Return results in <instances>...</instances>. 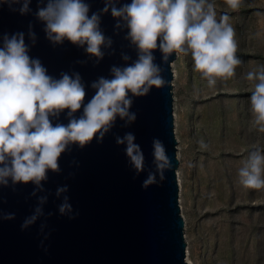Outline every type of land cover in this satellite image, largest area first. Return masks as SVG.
<instances>
[{
  "label": "clouds",
  "instance_id": "9594fccd",
  "mask_svg": "<svg viewBox=\"0 0 264 264\" xmlns=\"http://www.w3.org/2000/svg\"><path fill=\"white\" fill-rule=\"evenodd\" d=\"M31 2L0 0V5L21 15L32 14L43 25L45 38L53 47L67 40L83 48L87 60L76 63L92 60L94 65L99 64L106 54L115 53L112 37L101 28L102 16L109 12L115 19L114 34L127 30L123 38L134 48L136 58L121 52L125 63L111 65L108 77L99 76L91 81L87 86L95 90L94 95L85 102L86 84L78 71H62L56 78L48 74L38 57L29 54L37 42L32 22L26 33L0 34V188L10 187L15 192L17 184L31 183L34 187L29 196L37 200L32 213L23 219L21 230L40 217L53 215L44 212L48 195L37 193L45 192L44 182L48 181L50 171L61 172L59 160L63 153L70 152L72 145L83 149L94 139L102 143L117 119L123 122L121 127H129L137 119L136 112L131 111L133 98L146 96L153 87L167 85L163 68L155 63V50L159 49L162 63L168 62L173 53L190 56L194 70L209 88H214L218 81L234 79L236 69L244 64L237 55L239 44L232 17L224 12L218 18L214 0H131L123 4L120 0H103L104 6L96 11H91L88 0H36L35 12ZM224 3L235 13L246 6V0ZM246 79L253 84L252 124L264 133V65L249 71ZM62 114L66 124L59 122ZM54 120L57 122L53 123ZM135 140L132 132L115 135V143L125 146L127 162L134 170L133 179L146 171L143 189L161 184L165 173L173 169L163 141L152 139V168H146L144 153ZM198 143L202 150L208 148L203 139ZM175 160L180 157L175 155ZM72 163L78 166L77 161ZM238 176L244 187L264 189V149L254 147L248 151ZM67 192L68 185L58 186L55 196L62 197L58 213L71 220L79 212H74L69 197L64 195ZM13 219L15 213L0 211V220ZM46 226L40 224L41 246L50 234L44 232Z\"/></svg>",
  "mask_w": 264,
  "mask_h": 264
},
{
  "label": "water",
  "instance_id": "95a60500",
  "mask_svg": "<svg viewBox=\"0 0 264 264\" xmlns=\"http://www.w3.org/2000/svg\"><path fill=\"white\" fill-rule=\"evenodd\" d=\"M88 2L91 11L104 6L103 0ZM130 2L120 0V4ZM30 7L36 11V0H32ZM29 22L37 34V42L29 54L38 57L48 74L56 78L62 71H78L86 84L85 102L94 95L95 90L87 86L91 81L99 76L108 77L111 65L125 63L121 52L136 58L134 48L123 38L127 30L114 34L115 19L110 12L102 16L101 28L112 37L115 53L106 54L95 65L92 60L76 63L87 60V54L67 40L53 47L45 38L43 25L32 14L21 15L10 11L7 5H0V34L26 33ZM154 55L155 63L163 68L167 85L160 89L153 87L146 96L133 98L131 111L136 112L137 119L129 127H121L123 122L117 119L102 143L94 139L83 149L72 145L70 152L61 155V172L50 171L48 181L44 182L45 192L37 193L48 195L43 208L45 214L52 212V216L40 217L35 224L21 230L23 219L37 204L36 197L29 196L34 186L17 184L15 192L10 187L0 188V211L15 213L13 220H0V264H189L185 256L179 161L175 160V155L178 156L173 71L176 55H170L166 63L161 62L159 49ZM59 122L67 123L63 114ZM126 132L135 135L146 168H152V139L163 141L173 169L165 173L166 179L161 184L143 189L141 183L146 171L133 179L134 170L127 162L125 146L115 143V135L123 136ZM70 172L74 175L69 176ZM63 185H68L64 195L69 197L74 212H79L75 219L58 213L62 197L57 198L55 190ZM42 222L47 225L44 232L50 233L43 246Z\"/></svg>",
  "mask_w": 264,
  "mask_h": 264
},
{
  "label": "rangeland",
  "instance_id": "374dc122",
  "mask_svg": "<svg viewBox=\"0 0 264 264\" xmlns=\"http://www.w3.org/2000/svg\"><path fill=\"white\" fill-rule=\"evenodd\" d=\"M214 3L218 18L232 17L244 64L234 79L209 88L190 56L173 60L185 256L189 264H264V189L246 188L238 176L248 151L264 149L246 79L264 65V0H246L238 13Z\"/></svg>",
  "mask_w": 264,
  "mask_h": 264
}]
</instances>
